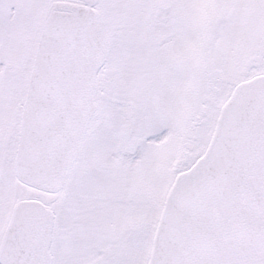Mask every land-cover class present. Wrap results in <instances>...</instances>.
<instances>
[{
    "label": "snow or ice",
    "instance_id": "obj_1",
    "mask_svg": "<svg viewBox=\"0 0 264 264\" xmlns=\"http://www.w3.org/2000/svg\"><path fill=\"white\" fill-rule=\"evenodd\" d=\"M0 264H264V0H0Z\"/></svg>",
    "mask_w": 264,
    "mask_h": 264
}]
</instances>
